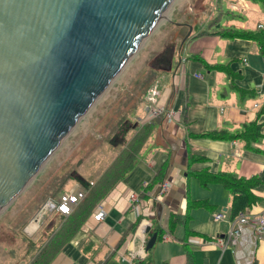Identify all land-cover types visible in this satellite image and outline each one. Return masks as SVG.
Listing matches in <instances>:
<instances>
[{"label":"crops","instance_id":"obj_1","mask_svg":"<svg viewBox=\"0 0 264 264\" xmlns=\"http://www.w3.org/2000/svg\"><path fill=\"white\" fill-rule=\"evenodd\" d=\"M226 2L230 9L232 5L241 3L242 8L235 10L239 12L237 14L255 19L252 26L246 22L229 21L226 25L235 24L239 29L252 31L251 27L256 29L257 24L264 23V10L255 3L250 4L246 0ZM204 14L207 19L213 17L209 12ZM205 23L192 27L190 36L195 37L205 31L202 29ZM177 26L188 28V24L183 22ZM185 44V55L179 60L166 90L161 92L166 101V111H173V116L169 119L164 114L157 122L133 171L104 198V220L96 223L89 217L83 229L50 264H128L126 260L136 264L140 260L136 253L142 247L136 233H139L137 230L142 222L146 225L143 232L148 229L144 234L146 244L156 234L154 246L145 254L154 264H186V243L192 251L194 264H237L230 250L221 251L209 244L214 237L224 236L229 230L231 194L217 184L203 187L195 176L187 174V164L192 154L204 158L190 165L192 172L225 173L237 178L259 177L262 184L253 190V194L261 198V202L248 211L249 215L256 216L264 213V138L255 145L260 152H251L238 141L189 139L187 134L214 130L237 134L246 123L256 118L258 112H262L258 123L264 135V57L253 41L242 38L203 36L185 41ZM193 58H200L209 66H228L232 75L221 69L205 70ZM144 108L145 104L139 107L137 119L145 116ZM113 153L111 149L108 158L113 156V159ZM85 164L80 166V175L85 181L92 182L110 163L103 167L102 161L97 162L89 170L84 169ZM161 168H164L161 182L145 190L136 209L129 208V194L141 195ZM164 182L169 183L170 188L160 201H155ZM73 184L79 185L73 182L71 186ZM195 201H206L209 207L192 208L185 224L187 203ZM218 214H224V219L215 221L214 216ZM63 218L59 214L46 216L36 236L31 239L33 244L41 240L43 234L44 244ZM3 231L5 228L2 227ZM24 234L18 236V255L13 256L5 250L6 255L0 257V264L29 262L28 259L27 263H22L29 249ZM165 235L172 240L162 241ZM191 240L195 242L191 243ZM7 243L0 240L4 249ZM132 255L135 257L131 259ZM254 259L255 264H264V240L258 244Z\"/></svg>","mask_w":264,"mask_h":264},{"label":"water","instance_id":"obj_2","mask_svg":"<svg viewBox=\"0 0 264 264\" xmlns=\"http://www.w3.org/2000/svg\"><path fill=\"white\" fill-rule=\"evenodd\" d=\"M174 1L0 0V214ZM155 241L153 234L145 251Z\"/></svg>","mask_w":264,"mask_h":264},{"label":"trees","instance_id":"obj_3","mask_svg":"<svg viewBox=\"0 0 264 264\" xmlns=\"http://www.w3.org/2000/svg\"><path fill=\"white\" fill-rule=\"evenodd\" d=\"M263 1V0H253ZM200 5V0L197 7ZM222 15V14H219ZM220 17L211 22L205 31L198 36H190L186 41L194 40L203 36H220L228 38H242L253 41L260 54L264 57V32L257 30L249 31L246 29H235L229 25L221 27L219 25ZM259 25V24H258ZM194 28V27H193ZM180 41H178V45ZM179 60H182L179 56ZM191 60V58H190ZM192 60L199 62L205 70L221 69L228 71V66H209L202 62L200 58ZM169 65V62H167ZM161 68H149L142 71L133 83L126 89L122 88L108 108L107 113L99 120L98 133L101 140H96L88 136L80 145L79 150L74 151L69 159L65 161L52 176L41 190L26 204L25 208L16 215L14 222L15 227L19 229L18 236H22L21 231L26 224L33 218L38 209L47 199H56L61 193L66 191L67 183L72 180L78 182L86 191V195L80 203L73 209L68 216H63L60 226L48 237L46 242L40 247H36L33 243L29 244V249L25 255L30 254L27 264H50L51 261L59 254L61 249L68 244L75 235L83 229L84 224L89 219L93 220V212L95 207L104 200V198L112 191L115 186L121 183L129 176L137 164L138 156L144 150L148 140L152 136L153 130L157 122L162 120L160 116L150 124L140 125L138 120H131L130 115L134 110L144 104V96L149 87L158 78L157 70ZM262 112L256 114V118L246 123L240 133L230 134L224 130H214L199 134H187V138L191 139H208L214 141H238L242 144L246 151L260 152L255 145L264 138L261 133V126L258 120ZM104 142H107L113 148L115 156L111 163L95 180L93 186L91 182L85 181L77 172V165L87 159L90 154L100 148ZM204 160L203 157H194L190 154L187 170L190 175L195 176L203 187L209 184H217L222 186L231 194V205L229 216L230 219L236 218L239 214L247 213L253 206L261 202V198L253 194V190L262 184L257 176L249 178H237L231 174L218 173L210 174L207 171L195 173L190 171V165L193 162ZM164 174V168H161L153 177L152 181L147 184L140 196L144 195L145 190L152 189L156 184L160 183ZM209 207L206 201L188 202L186 208V217L183 223H187L188 212L192 208ZM62 216V215H61ZM94 221V220H93ZM186 243V242H185ZM36 244V243H35ZM35 246V248H34ZM185 245L186 264H194L192 251ZM13 254L16 250H7V253ZM14 256V254H13ZM136 264H154L150 257L143 260H137ZM165 264V263H162ZM252 264H255V260Z\"/></svg>","mask_w":264,"mask_h":264},{"label":"rangeland","instance_id":"obj_4","mask_svg":"<svg viewBox=\"0 0 264 264\" xmlns=\"http://www.w3.org/2000/svg\"><path fill=\"white\" fill-rule=\"evenodd\" d=\"M198 1L199 0L195 2H192V0H175L172 3L164 15V20L160 22L155 30L138 48L133 58L127 63L120 74L112 81L110 86L104 91L101 97L98 98V100L91 106L85 116L77 123V125L66 136V138L63 139L56 151L42 167L38 175H36V177L29 182L26 188L18 195V197L15 198V200H13L10 205L3 210V212L0 214V240H5L6 243H8L5 245V249L0 245V257L6 255L4 252L5 250H16V252L13 254L14 256L18 255L19 245L17 242L19 243V241L16 235L19 232V229L15 227L16 221L14 222L16 215L25 208L26 204L39 192V190L42 189L48 180L55 175L61 165L69 159L70 155L74 151L79 150L81 143L88 136L93 137L96 140H101V136L98 133L99 120L107 113L108 108L117 98V95L122 88H128L142 71L149 70V68H152L153 66L155 68H161L156 72L159 74L157 77L161 80L159 89L161 92H164L169 83V79L172 78V74L178 67L177 65L179 63V56H184L185 50L187 49V44L180 46V44L178 45V41L181 42L185 35L190 32V28L194 27L196 24L201 26V24L206 21L204 27L202 28L203 30H206L208 25L215 21L217 17L221 18L219 21V25L221 27H224L227 21L246 22L248 26H252V23L255 22V19H252L248 15H238V11L228 8L226 0H200V5L197 7ZM246 1H248L250 4L255 3L256 6L264 10V0L255 2L253 0ZM204 12H209V14L213 15V17L211 19H207V16H205ZM179 22L188 24V28H184V26L179 28V26H177ZM229 26L235 29L240 28L235 24H230ZM251 29L252 31L257 30L253 27H251ZM167 62H169V65ZM136 110H134L136 112L133 111L130 115L131 120L137 119L138 112L140 111L139 107ZM137 120L140 124L141 119ZM111 149L113 150L111 145H109L107 142H104L100 148L94 150L87 159L77 165V172L80 174V166L85 164V161L86 164L84 165V169L86 167L87 170L91 169L95 163H101V161L103 167L107 166V164L111 163V159L113 157L109 156L110 158H108ZM73 182L74 181L70 180L67 183V190L78 186V184H73L71 186ZM92 183L94 184V182ZM39 211L40 209L37 210L35 215ZM29 222L26 224V226L29 224ZM2 227L5 228V231L3 232H1ZM24 228L21 231L23 234ZM34 235L29 236L26 234L25 243L32 244L33 242L31 239L36 236ZM43 236L45 235L43 234ZM43 236L41 240L34 241L36 243L34 245L37 248L43 243ZM14 242H16V244ZM25 257L26 258L23 259L24 261H22V263H27L28 259L30 258V254L25 255ZM10 258L13 259L14 257L10 256Z\"/></svg>","mask_w":264,"mask_h":264},{"label":"built area","instance_id":"obj_5","mask_svg":"<svg viewBox=\"0 0 264 264\" xmlns=\"http://www.w3.org/2000/svg\"><path fill=\"white\" fill-rule=\"evenodd\" d=\"M241 3L232 5V10H239L242 8ZM257 29L264 32V25H257ZM199 77V76H198ZM161 80L158 78L152 84V86L147 90L144 97L145 104V116L141 119L140 125L150 124L155 119L162 115H166L167 118L173 116V111H166V101L163 99V94L161 93L160 87ZM93 186V183L90 184ZM170 188V184L164 182L161 185L160 193L155 197V201H160L163 194H165ZM86 195V191L79 185L72 187L63 193H61L56 199L47 200L40 211L31 219L29 224L25 226L24 233L29 236H33L42 226V223L46 216L51 214H59L62 216H68L72 213L73 209L83 200ZM139 203V194L130 193L128 196L129 208L136 209ZM106 212L103 207V201H101L94 209L93 220L98 223L104 220ZM225 217L224 214H218L214 216L215 221H221ZM145 223L142 222L138 227V232L136 236L141 239L142 247L140 251L136 253V256L140 260L145 259V237L144 228ZM169 235L162 237V241H171ZM264 240V213L258 214L256 216H251L247 213L239 214L236 218L229 220V230L224 236L214 237L209 244L218 247L221 251L230 250L237 264H252L255 260V253L258 244ZM191 240V243H194ZM135 255H132L131 259ZM128 264H132V261L126 260Z\"/></svg>","mask_w":264,"mask_h":264},{"label":"bare ground","instance_id":"obj_6","mask_svg":"<svg viewBox=\"0 0 264 264\" xmlns=\"http://www.w3.org/2000/svg\"><path fill=\"white\" fill-rule=\"evenodd\" d=\"M165 13H166V11H165ZM165 13H164V15H165ZM163 17H164V16H163ZM164 18H165V17H164ZM109 86H110V85H109ZM109 86H108V87H109ZM41 169H42V168H41ZM39 172H40V171H39ZM39 172H38V173H39ZM37 175H38V174H37Z\"/></svg>","mask_w":264,"mask_h":264}]
</instances>
